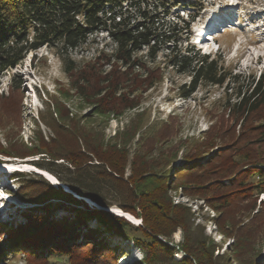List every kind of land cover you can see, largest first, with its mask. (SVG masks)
Listing matches in <instances>:
<instances>
[{"label":"rangeland","instance_id":"rangeland-1","mask_svg":"<svg viewBox=\"0 0 264 264\" xmlns=\"http://www.w3.org/2000/svg\"><path fill=\"white\" fill-rule=\"evenodd\" d=\"M171 2L169 12L174 17L180 15L186 19L188 13L198 16L187 35L182 36V42L176 45L177 49L190 48L191 38L214 14L228 12L230 8L242 14L244 31L231 30L215 36L221 52L212 53L210 58L218 57L219 66L244 82L224 85L201 82L184 98L182 94L189 89L190 74H179L172 68L169 52L162 50L150 61L144 49L136 57L147 61L149 68L159 67L160 80H153L149 89L133 94L139 102L134 109L120 116L100 115L95 106L69 90L70 79L65 71L71 65L79 69L96 62L100 52L110 57L115 48L106 33L91 37L63 57L48 47L28 53L16 67L0 73V162L43 173L42 178L56 191L60 188L82 203L71 204L57 197L49 199L35 173L10 176L11 167L1 166V231L24 223L26 213L45 214L52 220H64L69 226L81 221L74 243L86 241L83 232L87 226L95 243L101 241L104 248L113 251V262L109 264H185L186 259L190 264H264V223L252 219L256 212L253 200L227 207L219 198L221 194L205 189L214 185L216 178L213 168L221 146L218 134L221 127L227 126L220 119L227 118V106L237 102L240 94H249L251 81L259 80L264 85V45L242 44L253 38L259 39L255 45L264 43V0ZM185 2L193 6H185ZM257 55L260 61L255 66ZM112 63L96 67L107 72ZM133 73L145 75L137 66ZM11 98L17 103L15 114H10L8 105L4 104ZM193 159L201 165L186 169L184 166L190 165L187 160ZM208 160L212 166L207 164ZM35 161L53 162L74 171L96 165L92 169L96 185L111 205L103 208L77 196L50 172L30 164ZM109 166L119 174H113ZM181 168L184 169L177 172ZM58 173L62 175L61 168ZM157 173L163 178L156 179ZM147 174L150 178H145ZM4 196L6 200L2 199ZM260 200H264V195L259 196L257 205ZM153 201L158 203L157 207ZM122 207L128 211L124 212ZM92 209L108 212L105 218L109 222L104 224L89 218L87 214ZM113 215L139 229L123 228ZM109 224L118 226L124 237L108 232ZM1 240L6 243L5 237ZM152 241L157 245L150 249L139 244L152 245ZM27 254L19 250L11 252L7 255L9 260L0 264H31ZM65 262L67 258L51 260L49 264Z\"/></svg>","mask_w":264,"mask_h":264},{"label":"trees","instance_id":"trees-1","mask_svg":"<svg viewBox=\"0 0 264 264\" xmlns=\"http://www.w3.org/2000/svg\"><path fill=\"white\" fill-rule=\"evenodd\" d=\"M171 5V0H0V73L16 67L28 53L44 46L56 50L63 57L86 44L91 37L106 33L115 48L110 57L100 52L96 62L79 69L71 65L65 71L70 79L69 90H74L82 101L95 106L100 115L120 116L124 111L134 109L139 102L133 94L149 89L153 80H160L162 72L159 67L149 68L147 61L136 57L144 49L150 61L162 50L169 52L172 68L179 74H190L189 89L182 94L184 98H188L201 82L211 85L244 82L227 72L222 65L219 66L218 57L211 59L191 49L176 48L182 36L187 35L189 23L172 17L169 13ZM111 63L113 67L107 72L96 67L103 64L110 66ZM135 66L143 69L145 75L134 74ZM248 91V95L237 92L239 100L226 105L229 113L226 119L222 117L220 120L227 126L221 127L218 134L221 146L213 168L216 178L214 185L205 186V189L211 188L221 194L219 198L225 205L228 204L227 207L243 200H253L256 212L252 219L261 224L264 223V200H260L258 205L256 201L264 195V85L259 80L251 81ZM4 104L8 105L10 114L17 113L18 110H14L17 106L15 99L6 100ZM4 111L7 112V108ZM4 155L9 157L6 153ZM208 161L207 164L212 166V161ZM187 162L190 165L184 166L186 169L201 165L196 163V159ZM30 164L50 172L77 196L92 200L103 208L111 205L102 194L101 187L96 185L92 171L96 165L74 171L53 162L35 161ZM109 167L113 174H119L117 169ZM59 168L62 175L58 173ZM155 175L156 179L163 178L157 176L158 173ZM34 177L45 187L47 198L57 197L71 204L82 203L60 188L56 191L42 176L35 174ZM145 178H150V174ZM152 203L158 206L155 201ZM122 209L128 211L124 207ZM87 215L104 224L109 222L105 218L108 212L105 211L92 209ZM24 216L25 222L16 228L1 231L3 225H0V263L9 260L7 255L17 250L28 252L26 258L31 264H49L51 260L64 258H67L65 264L113 262V251L104 248L101 241L95 243V238H91L93 232L87 226L83 232L86 241L74 243L81 221L69 226L64 220H52L45 214L26 213ZM114 217L123 224V228L139 229L127 224L121 217ZM109 225L108 232L124 237L118 226ZM2 237L6 238V243L2 242ZM139 244L150 249L157 242ZM185 262L190 264L188 259Z\"/></svg>","mask_w":264,"mask_h":264},{"label":"bare ground","instance_id":"bare-ground-1","mask_svg":"<svg viewBox=\"0 0 264 264\" xmlns=\"http://www.w3.org/2000/svg\"><path fill=\"white\" fill-rule=\"evenodd\" d=\"M225 14H228V12L225 13ZM220 18H221V17H220ZM220 18H217V19H216V22H218V21L220 20ZM259 58H260V56L257 55L256 59L258 60ZM44 173H45V175H47L50 179L54 180V179L52 178V176H50L48 173H46V172H44ZM42 175H44V174L42 173ZM116 212H118L119 214L121 213V212L118 211L117 209H116Z\"/></svg>","mask_w":264,"mask_h":264}]
</instances>
